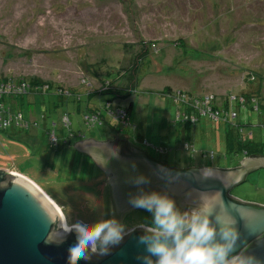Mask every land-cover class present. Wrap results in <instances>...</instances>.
Here are the masks:
<instances>
[{
	"label": "rangeland",
	"instance_id": "1",
	"mask_svg": "<svg viewBox=\"0 0 264 264\" xmlns=\"http://www.w3.org/2000/svg\"><path fill=\"white\" fill-rule=\"evenodd\" d=\"M240 2L241 5L237 0H0V77H34L68 91L81 87L76 93L85 99L86 87L80 81L89 79L86 72L96 69L95 76L103 80H112L122 72L113 83L118 90L127 83V71L135 63L136 115L132 114L130 120L140 123L143 119L141 135L157 142L162 134L161 119L175 117V106L160 97L166 87L214 97L218 105L226 95L256 91L264 100V0ZM238 22L245 27L237 30ZM139 56L145 57L138 60ZM92 84L97 88L96 83ZM38 96H27L31 108L37 103L42 106V93L39 99ZM71 99L65 106L71 130H79L85 139L92 132V140L104 141L96 122L91 129L84 125L81 112L85 101L79 104L82 110L77 113ZM97 102L99 98L93 97L92 104ZM156 103L162 108H153ZM260 113L261 116L247 106L240 110L237 121H249V126L243 128L245 135L253 133V140L264 145V111ZM33 116V128L0 130V170L21 173L54 202L64 218L67 214L69 223L91 225L117 219L109 204L108 187H103L102 174L96 173L100 170L92 164V172L90 167L60 166L62 160L71 159V149L50 148L38 107L36 114L31 113ZM55 123L59 124L57 117ZM218 128L217 122H200L194 139L196 152L187 147L184 152L171 150L161 158L140 146L150 157L163 159L171 167L239 168L242 154L226 152ZM200 131L204 135L199 136ZM12 134L20 139H12ZM28 135L34 138L36 149L30 146L33 151L22 142ZM105 137L113 141L118 136L107 131ZM230 195L264 205V169L249 175ZM152 219L151 212H136L118 221L129 230L150 225Z\"/></svg>",
	"mask_w": 264,
	"mask_h": 264
},
{
	"label": "water",
	"instance_id": "2",
	"mask_svg": "<svg viewBox=\"0 0 264 264\" xmlns=\"http://www.w3.org/2000/svg\"><path fill=\"white\" fill-rule=\"evenodd\" d=\"M73 149L90 156L106 174L117 213L144 212L129 202L141 192L166 193L182 213L199 206L200 193L219 192L227 215L239 231L236 252L243 250L264 260V206L230 195L244 183L248 173L264 167L263 156L244 158L240 168L176 169L151 159L125 140L100 142L89 138L74 143ZM205 169H211L214 175L204 178ZM140 176L149 182L136 184L134 181ZM219 212L224 214L217 205L211 218ZM62 220L57 207L35 184L17 173L0 170V264H68V249L76 242L77 234L73 232L58 243ZM144 234L142 228H134L120 244L110 248L108 255H91L78 264H143L141 258L149 255L146 245L139 242Z\"/></svg>",
	"mask_w": 264,
	"mask_h": 264
},
{
	"label": "trees",
	"instance_id": "3",
	"mask_svg": "<svg viewBox=\"0 0 264 264\" xmlns=\"http://www.w3.org/2000/svg\"><path fill=\"white\" fill-rule=\"evenodd\" d=\"M241 27L244 28L245 26ZM142 55H144V52ZM143 58L139 56L138 60ZM134 64L131 65L127 71V75L129 76L127 83H125L123 87L120 86L118 90L114 88L113 83L115 82V79H119L122 72H118L112 80H103L95 76L94 73L97 71L93 67L95 65H90V69H95L91 72H86V75L91 80L82 79L80 81V84L85 85L86 87V90L83 91L87 93L86 95L84 94L85 99L82 98L81 94L78 92L76 93V91L82 89L81 87L76 88L77 90L75 91H68L62 89L59 85L53 86L52 84L38 78H18L17 87L16 84L12 85L14 90L13 92H16L14 95L7 93H2L0 95V130L6 132L9 128H11L19 131H22L23 129L24 131L26 128L35 127L36 121L34 116L33 118L30 116L31 113L36 114V107H38L40 114L39 120L44 122L42 129L47 136L48 146L52 149H58L60 146L71 149V159L62 160L59 165H67L68 167L78 165L81 168L90 167V172H92L91 164L93 161L89 157L80 154L73 149L74 143L88 140L89 138L94 139L95 136L92 132H88L87 135L89 136H86L85 139V136L83 138L80 135L79 130H71L70 114L66 111L65 106L68 100L72 98L71 102L75 105L74 109L77 113L82 110L79 104L82 101H85V111L82 110L83 112H81L83 114L82 120L85 126L90 128L94 122H96L97 126L101 127L105 139V132L109 131L116 133L118 136L116 138L117 140H125L128 144L131 143L133 146H139L137 148H141L142 150H144V148L141 146H145L153 150L156 154L155 156L158 154L161 158L171 150L184 152L187 147H190L193 152H196L197 148L195 147L196 142L194 139L197 126H199L200 122L204 120L212 123L213 125H215V122L219 124L218 129L224 137V146L227 153H233L236 155L242 154V156H252L257 154L264 157L263 143L255 142L253 140V133L246 136L243 131L245 126H249V121L244 119L243 120L245 122H243L242 119L237 121L240 110L245 109L247 106L250 107L252 112L253 110H256V112L259 113V116L262 115L260 110L264 111V100L262 99V96L260 97V94L257 93V91L254 94L240 93V95H226L220 105H218L217 100L214 97H199L191 91L181 93L179 91L176 92L171 87H166L164 88L165 90L161 92L164 94L162 96L160 95V97L163 100L167 99L173 106H175V117H164L161 119L160 128L162 129V134L158 137L159 141L155 142L152 138H144L141 135L143 130L142 125L144 123L143 119L140 123L130 120V116L132 114L133 116L136 115V109L133 111V103L134 101H137V99L133 98L136 97V91L138 90L136 83V76L138 74H135L138 65ZM250 79L253 80L254 77L251 76ZM13 81L17 80H13L11 77H0V86L7 85L9 82ZM92 83H96L97 88H95ZM252 85L256 86V83H252ZM87 87L89 88L87 89ZM8 91L9 93L12 92L11 89ZM52 91H54V93L51 94ZM41 93L43 97L40 96ZM32 94H36L37 96L39 95L38 99L41 97L44 100L42 106H37V103L31 108L32 105L28 102L27 96ZM96 96L99 98L100 103L97 102V104H92V98ZM140 99L142 100V97H140ZM158 104L159 103H156V105H153L152 107L161 109L162 107L158 106ZM60 108V115L58 116L57 112ZM102 112H104L105 115H103ZM56 117L59 119V124L55 123ZM4 120L9 121V124L6 127L2 126ZM214 129H217V126L214 127ZM52 134L56 138L55 142H51L50 140ZM202 135H204V132L200 131L199 136ZM31 137L32 136L28 135L26 139H22V142L26 143L27 149L33 151L36 147L34 139L31 140ZM11 138L20 139L17 134H12ZM30 146H32L33 149H31ZM202 152V154H204L207 151ZM155 156L151 158L155 160ZM77 158H80V160ZM155 161L168 166L163 159ZM92 165L95 166L94 164ZM10 172L13 173L14 170L8 171V173ZM97 172L99 171H96V173ZM108 188H110L109 185ZM108 195L109 204H111L113 208L112 211L116 215L111 199V190H109ZM146 214H149V212H146ZM117 220L120 219L117 217Z\"/></svg>",
	"mask_w": 264,
	"mask_h": 264
},
{
	"label": "clouds",
	"instance_id": "4",
	"mask_svg": "<svg viewBox=\"0 0 264 264\" xmlns=\"http://www.w3.org/2000/svg\"><path fill=\"white\" fill-rule=\"evenodd\" d=\"M214 175L211 169L202 171L204 178ZM136 184L148 183L144 176L136 178ZM171 182V181H170ZM134 207L143 208L153 214L150 225L141 224L144 235L139 242L146 245L148 256L143 264H264V260L241 250L236 252L239 231L235 221L227 215L221 194L200 193L199 206L183 213L169 195L157 192L143 193L130 198ZM224 213H217L216 206ZM144 211V212H145ZM135 227V228H137ZM129 230L117 219L69 223L67 214L58 225V243L75 232L76 242L68 249V264L89 260L91 255H108L112 246L122 242ZM152 256L158 259L153 261Z\"/></svg>",
	"mask_w": 264,
	"mask_h": 264
},
{
	"label": "flooded vegetation",
	"instance_id": "5",
	"mask_svg": "<svg viewBox=\"0 0 264 264\" xmlns=\"http://www.w3.org/2000/svg\"><path fill=\"white\" fill-rule=\"evenodd\" d=\"M104 141H106V139L104 140ZM130 145L131 146H133L131 143H130ZM134 148H136V149H138V150H140L141 152H143L144 154H146L148 157H150L144 150H142L141 148H137L136 146H133ZM83 155H85V154H83ZM85 156H87V157H89L92 161H93V159L90 157V156H88V155H85ZM151 158V157H150ZM151 159H153V158H151ZM156 159V158H155ZM154 160V159H153ZM158 160V159H157ZM91 164V163H90ZM92 164H94V161H93V163ZM95 165V164H94ZM97 169H99L97 166H95ZM234 168H237V167H234ZM100 170V169H99ZM101 174H102V176H101V178H102V180L103 181H105L104 182V184H103V187H108V178H107V176H106V174L103 172V171H99ZM105 179H104V178ZM109 190H110V188H108ZM111 199H112V194H111ZM114 208H115V204H114ZM131 211V210H130ZM145 212H148V211H145ZM115 213H116V215H117V217L120 219L121 217H122V219L125 217V216H129V215H131V214H134V213H136V211L134 212V211H131V212H125V213H123V214H121L122 212H120V213H117L116 212V208H115ZM150 213V212H149Z\"/></svg>",
	"mask_w": 264,
	"mask_h": 264
},
{
	"label": "built area",
	"instance_id": "6",
	"mask_svg": "<svg viewBox=\"0 0 264 264\" xmlns=\"http://www.w3.org/2000/svg\"><path fill=\"white\" fill-rule=\"evenodd\" d=\"M16 87H17V85H16ZM10 89H11V87H10L9 84H7V85H1V86H0V95H1L2 93H7V94L14 95L16 92H10V93H9L8 90H10ZM8 124H9V121H8V120H4L2 126H3V127H6V126H8ZM50 140H51V142H55V141H56V138L53 136V134L51 135Z\"/></svg>",
	"mask_w": 264,
	"mask_h": 264
},
{
	"label": "crops",
	"instance_id": "7",
	"mask_svg": "<svg viewBox=\"0 0 264 264\" xmlns=\"http://www.w3.org/2000/svg\"><path fill=\"white\" fill-rule=\"evenodd\" d=\"M230 1V0H229ZM234 1H236V0H233V3H234ZM238 2H239V4L241 5V2H240V0H237ZM256 2H258V0H256ZM238 25H237V30H240V29H242V27L241 26H244L243 24H241V23H237ZM34 138L33 137H31V140H33ZM33 148V147H32ZM247 157H249V156H243V159L244 158H247ZM242 159V160H243ZM241 160V161H242ZM241 167V165H239V168ZM173 168H176V169H179L178 167H173ZM262 169H264V167H261L260 169L258 168V169H256V170H254V171H251L250 173H248L247 174V176H246V178L249 176V175H251L252 173H254V172H256V171H259V170H262ZM15 172V171H14ZM15 173H17V172H15ZM17 174H19V173H17ZM19 175H21V174H19ZM22 176V175H21ZM246 180V179H245ZM251 203H255V204H257L258 202H251ZM258 205H261L260 203L258 204ZM264 206V205H263Z\"/></svg>",
	"mask_w": 264,
	"mask_h": 264
},
{
	"label": "bare ground",
	"instance_id": "8",
	"mask_svg": "<svg viewBox=\"0 0 264 264\" xmlns=\"http://www.w3.org/2000/svg\"><path fill=\"white\" fill-rule=\"evenodd\" d=\"M8 84L10 85L11 90H12V92H13L14 90H13V88H12V85H13V84H16V85H17V84H18V80H17V81H13V82H9ZM39 189H40V188H39ZM40 190H41V189H40ZM41 191H42V190H41ZM42 193H44V192L42 191ZM44 194H45V193H44ZM45 196H47V195L45 194ZM47 197H48V196H47ZM48 199H49V198H48ZM49 200H50V199H49ZM50 201L54 204V202H53L52 200H50ZM248 203H249V202H248ZM54 205H55V204H54ZM55 206H56V205H55ZM56 207H57V206H56ZM57 209H58V207H57ZM58 210H59V209H58ZM59 212H60V210H59ZM60 213H61V212H60ZM61 215H62V213H61ZM62 217H63V215H62ZM63 219H64V217H63Z\"/></svg>",
	"mask_w": 264,
	"mask_h": 264
}]
</instances>
